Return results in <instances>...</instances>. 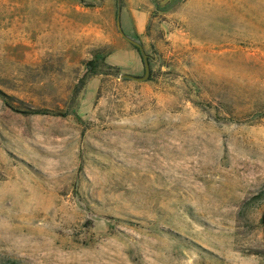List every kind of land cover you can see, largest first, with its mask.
<instances>
[{"label": "rangeland", "instance_id": "1", "mask_svg": "<svg viewBox=\"0 0 264 264\" xmlns=\"http://www.w3.org/2000/svg\"><path fill=\"white\" fill-rule=\"evenodd\" d=\"M124 5L0 0V264H264V0Z\"/></svg>", "mask_w": 264, "mask_h": 264}, {"label": "crops", "instance_id": "2", "mask_svg": "<svg viewBox=\"0 0 264 264\" xmlns=\"http://www.w3.org/2000/svg\"><path fill=\"white\" fill-rule=\"evenodd\" d=\"M168 0H125V5L121 9L120 20L121 28L127 37L135 38L138 35L143 34L146 31L148 20L151 15L152 9L157 6L158 3ZM123 25V26H122ZM124 28V29H123ZM125 35L121 31H117L109 38L116 44V50L109 54L107 59L110 63H114L122 68L118 56L121 53H126L134 56L138 61L134 66L135 71H140L142 64V56L138 49H136L130 41L125 38ZM112 57H116V60H112Z\"/></svg>", "mask_w": 264, "mask_h": 264}, {"label": "water", "instance_id": "3", "mask_svg": "<svg viewBox=\"0 0 264 264\" xmlns=\"http://www.w3.org/2000/svg\"><path fill=\"white\" fill-rule=\"evenodd\" d=\"M144 60H145V64H146V74L144 76V78H147L148 74H149V62L147 61V55L144 54ZM125 76H130L129 74H125Z\"/></svg>", "mask_w": 264, "mask_h": 264}, {"label": "trees", "instance_id": "4", "mask_svg": "<svg viewBox=\"0 0 264 264\" xmlns=\"http://www.w3.org/2000/svg\"><path fill=\"white\" fill-rule=\"evenodd\" d=\"M134 46L138 49V51L141 53L140 47L137 44H134ZM95 66V63H92V66Z\"/></svg>", "mask_w": 264, "mask_h": 264}]
</instances>
